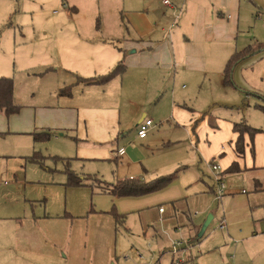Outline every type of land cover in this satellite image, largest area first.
<instances>
[{
    "label": "crops",
    "instance_id": "0c3cea01",
    "mask_svg": "<svg viewBox=\"0 0 264 264\" xmlns=\"http://www.w3.org/2000/svg\"><path fill=\"white\" fill-rule=\"evenodd\" d=\"M261 28L264 0H170L167 7L161 0H0V46L1 41L11 42L12 48L23 52L29 68L43 74L41 80L47 75L45 84L51 86L46 104L35 109L32 121L24 114L13 122L25 124L22 129L31 136L50 132L49 140L68 137L71 145L67 148L74 153L69 160L104 163L120 159L128 169L117 181H144L142 175L130 170L141 165L146 173L155 159L152 148L161 132L155 130L159 124L154 125L153 118L160 114L159 118L172 119L178 127L191 128L188 143L203 157L202 136L196 132L205 123V116L201 123L200 117L193 121V97L206 83L215 91L226 86V63L233 54L264 44V39H259ZM263 56L264 50L247 56L233 74L241 67H253ZM119 64L123 65L120 75L98 82ZM68 87L69 93H61ZM146 119L153 125L139 139L138 126ZM216 122L208 124L206 138L215 147L208 146L212 152L207 158L214 161L213 156L219 155L227 160L220 173L222 181L251 173L257 196L262 197L264 188L257 175L264 171V132L254 136L253 152L248 135H244V153L237 155V134L232 131L235 122L225 124L224 131ZM131 128L135 130L132 136L127 135ZM160 141L168 152L177 146V141ZM157 161L167 164L170 160L160 156ZM211 181L214 201L219 204L225 199L220 230L234 235L237 225L254 222L248 219L247 210L242 216L233 210L232 198L226 197L232 192L226 187L220 200H215V175ZM20 187L0 183V264H112L113 246L109 248L108 242V248L101 250L106 259L100 262L95 225L75 222L67 212L62 215L47 210L48 200L29 199L20 193ZM22 192L26 193L25 188ZM257 196L258 207L264 208V200ZM126 199L118 198L117 202ZM246 201L251 206L252 201ZM171 206L174 208L172 202ZM213 214H209L212 219ZM184 221L182 226L190 235L187 244L194 245L203 237L199 233L205 221L187 217ZM99 232L103 234L101 227ZM112 232L110 227L109 243ZM180 245H175L178 254L170 252L173 262L176 256L187 253ZM135 254L143 260L137 251ZM256 264H264V260Z\"/></svg>",
    "mask_w": 264,
    "mask_h": 264
},
{
    "label": "rangeland",
    "instance_id": "374dc122",
    "mask_svg": "<svg viewBox=\"0 0 264 264\" xmlns=\"http://www.w3.org/2000/svg\"><path fill=\"white\" fill-rule=\"evenodd\" d=\"M263 33L264 28H261L259 39H264ZM1 42L0 77L13 80L14 103L20 106L15 115L6 117L0 113L1 184H20L22 195L32 200H48L47 210L62 215L67 212L75 222L83 224L86 221L95 225L97 234L94 239L98 244L97 255L100 262L106 259L103 252L108 248L107 242L109 248L113 246L112 264H172L173 257L170 252L173 246L178 247V242L181 243L180 248L187 249V253L180 256V264H256L258 260H264V208L258 207L260 203L255 201L254 197L259 192L254 188L251 173L235 174L222 182L232 192V195L226 197L232 198L230 205L233 210H237L241 216L247 210L248 219L254 222L237 225L234 235L227 229H219L220 218L226 207L225 199L217 204L209 190L211 179L215 175L211 165H220L222 171L227 160H221L219 155L213 156L214 161L207 158L212 152L207 149L208 146L214 148L215 144L206 138L210 133L208 124L211 125L216 120L215 126L222 131L227 123L243 121L264 132V112L256 107L263 106L264 102L259 96L252 94H264V56L251 68L248 66L237 69L232 75L234 85L221 86L215 91L213 85L206 83L198 90L199 95L193 97L196 100V106L192 108L195 113L193 121L200 117L201 123L202 119H205V123L202 122L196 132L197 136L198 133L202 136L203 157L188 143V131L192 137L191 128H183L180 122L178 127L172 119L159 118L161 114L156 119L153 118L154 125L159 124L155 130L161 132L152 148L155 159L146 168V173L141 170V165L130 171L142 175L146 182L174 173L176 177L171 184L158 192L142 197H127L126 200L117 202L120 197H114L104 191L95 179H99L104 185H111L118 179H123L128 168L122 165L120 159L104 163H76L68 159V156L74 154L67 148V145H71L68 137L57 141H34V135L31 136L22 129L25 124L16 125L13 122L17 121V118H24V114H29L32 121L35 109L46 104L47 91L51 90V86L45 84L47 75L41 80L43 74L29 68L23 52L12 48L11 42ZM247 92L251 94L245 95ZM129 134L134 135L135 130L131 128L127 135ZM163 138L177 141V146L168 152V147L161 148L160 140ZM225 142L228 146V141ZM135 146H138V143ZM226 154L229 157L227 151ZM33 155H36L37 159L40 156L42 158L38 162L27 161V158ZM160 156L162 160L166 158L170 161L167 164L158 163ZM66 161L70 163L69 170L73 174L84 178L80 187L67 185ZM170 167L172 168L169 169ZM258 173V180L264 188V171L259 170ZM24 188L26 193L23 194ZM261 195L262 197L256 198L264 200V194ZM246 199L252 201L251 206L247 204ZM41 206L43 208V204ZM159 208H163L165 213H159ZM249 208H252L251 214ZM174 213L176 215L172 217ZM210 213H214L213 219L205 228L203 237L198 239L199 243L187 244L190 235L182 226L185 218L200 222L205 221ZM100 227L103 230L102 235L99 232ZM110 227L113 232L109 243ZM228 233L233 236V240ZM136 251L142 255V261L137 258Z\"/></svg>",
    "mask_w": 264,
    "mask_h": 264
},
{
    "label": "trees",
    "instance_id": "16d2710c",
    "mask_svg": "<svg viewBox=\"0 0 264 264\" xmlns=\"http://www.w3.org/2000/svg\"><path fill=\"white\" fill-rule=\"evenodd\" d=\"M261 50H264V44L257 46L256 48H246L244 52H237L231 56L229 61L226 63V67L223 71V81L226 86H232L234 85V81H232V75L234 68L236 65L243 59H245L247 56L254 54L255 52H261ZM123 65L119 64L108 73V75L103 76L100 78L98 82H108L109 79H111L114 76L120 75L122 71ZM61 93H69L70 88H64L61 90ZM14 88H13V80L11 78H5L0 77V113H3L6 117H9L11 115L17 114V112L20 110V106L16 103H14ZM251 94L249 92L245 93V95ZM255 96H259L255 93H252ZM262 101L264 102V95L259 96ZM257 109L264 112V103L263 106L256 105ZM232 131L237 134V137L234 141V150L237 155H243L245 144H244V135H248V138L251 142L250 150L253 152V138L256 134L262 133L261 130L255 129L253 127H250L245 122H235L232 124ZM34 135V141H44L47 142L51 136L52 133L50 132H43V133H33ZM40 156V155H39ZM42 157L40 156L39 159ZM37 156L33 155L31 158H27V161L29 162H38ZM66 175L68 179V186H75L80 187L83 185L82 179L78 178L75 174H73L69 170V166H66ZM176 177L175 173L173 175L168 176H160L156 179L145 182L140 179H124L119 180L115 184L104 185L102 181L99 179H95L97 184L101 187L104 191L107 193L114 195V197H120V198H127V197H142L143 195L151 194L158 192V190L166 188L169 184L173 182V179ZM118 217L117 215L115 216Z\"/></svg>",
    "mask_w": 264,
    "mask_h": 264
},
{
    "label": "built area",
    "instance_id": "2783aa9c",
    "mask_svg": "<svg viewBox=\"0 0 264 264\" xmlns=\"http://www.w3.org/2000/svg\"><path fill=\"white\" fill-rule=\"evenodd\" d=\"M161 4H162V6L167 7V6L170 5V0H161ZM152 125L153 124H152L151 120L146 119V120L142 121L140 123V125L138 126V129H137L138 130L137 137L139 139L144 138L147 135L149 129L152 127ZM118 152H119V154H122L123 150H119ZM211 169L214 172L215 178H216V188H215L216 191H215L214 198H215V200H220V198L222 197V195L224 194V192L226 190L225 189V185L222 182V179H221V176H220L221 175L220 174L221 173V167H220V165L212 164L211 165ZM159 211L162 212L163 208H160ZM221 228H223V225L220 226V229ZM178 245H180V244H178ZM171 251H172L171 253H173V256L175 254H178V249H177L176 246L173 247ZM138 257L141 259V256H138ZM180 263H182V261L180 260V257L178 255V258L176 256L175 261L173 262V264H180Z\"/></svg>",
    "mask_w": 264,
    "mask_h": 264
},
{
    "label": "water",
    "instance_id": "95a60500",
    "mask_svg": "<svg viewBox=\"0 0 264 264\" xmlns=\"http://www.w3.org/2000/svg\"><path fill=\"white\" fill-rule=\"evenodd\" d=\"M211 219H212V216L211 215H208L205 219V223L204 225L202 226L201 228V231H200V236L203 234V232L205 231V228L207 227V225L211 222Z\"/></svg>",
    "mask_w": 264,
    "mask_h": 264
}]
</instances>
